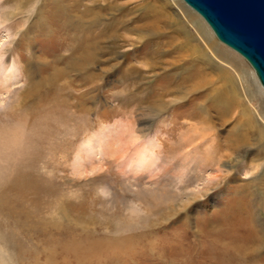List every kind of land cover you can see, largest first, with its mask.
I'll list each match as a JSON object with an SVG mask.
<instances>
[{"label":"rangeland","instance_id":"1","mask_svg":"<svg viewBox=\"0 0 264 264\" xmlns=\"http://www.w3.org/2000/svg\"><path fill=\"white\" fill-rule=\"evenodd\" d=\"M109 1L0 0V169L18 159L28 184L5 186L19 225L0 215V264H230L218 248L264 232V134L223 173L200 170L191 145L177 147L189 132L176 122L193 121L180 115L208 104L207 86L187 91L201 64L191 47H209L213 86L220 66L211 41L235 55L263 118L264 90L182 0ZM99 29L127 40L88 47L85 60L82 37ZM212 120L224 139L231 123ZM13 131L19 154L8 144Z\"/></svg>","mask_w":264,"mask_h":264},{"label":"bare ground","instance_id":"2","mask_svg":"<svg viewBox=\"0 0 264 264\" xmlns=\"http://www.w3.org/2000/svg\"><path fill=\"white\" fill-rule=\"evenodd\" d=\"M73 2L74 1H72V3L69 6L71 9L75 8L78 5V1L74 3ZM105 2L107 6L115 5V3L113 5V2H110L109 0H105ZM86 10L91 11L90 6H86ZM182 10L184 14H186L188 17L192 18L193 20L201 22L199 18H197L196 15L193 14L191 11L185 8ZM182 21H184V23L185 22L187 23L186 20H181V22ZM146 26H147V22L144 21L136 28L138 32L136 41L143 35V32L146 31ZM187 27L190 29V26L187 25ZM110 38L114 40L122 39L123 41H125L127 40V35L125 36L122 34H115L113 32L107 34L106 31L102 29L101 30L99 29V31L97 32L93 31V33H89V34L86 33L82 37L83 47L87 51V54L84 52L86 56L82 55L83 58L85 60L90 59V52L88 50V47L91 48V46L94 45L97 46L100 42L106 41L107 39ZM211 43L214 49L216 50L214 51L215 53H213L212 51L211 54L216 58L217 62L219 63L218 65L220 66L217 70L220 85L213 86L210 73L206 71L208 70L207 65L211 63L209 61L211 60V58L209 57L210 55H208V52L206 51V49L209 50V47L205 43H204L205 44L204 47L203 46L198 47L197 45L192 46L191 50L195 54L194 56L195 59L198 60L202 65L201 64L195 65L193 67V71H191L192 73L188 76V78H186L187 80L191 81L189 88H187V91L189 89L195 90L207 86V92L203 95V98L208 100V104L196 108H191L189 112L185 113L184 115H180V118H184V119L188 118V119H192L193 121L176 122L175 125H178L177 126L178 128H187L188 130L187 132H189L188 134L182 132L178 134L179 138H183V140L177 143V147L186 148L187 146L191 145L190 150H193L195 154V158H193L191 162L199 166L200 170L210 169L216 172L223 173V169L221 168L222 164H225L227 170H232L236 164L240 163L241 160L246 157L245 152L247 151V149H249L251 141L255 137V135L256 134L262 135V133L264 134V118L262 116L263 114L261 115L258 109L256 108L255 100L250 94L249 87L246 84V80L244 79V74L239 69L240 67L237 68L234 65V64L237 65L241 64V62L235 57V55L223 49L222 47H219L213 40L211 41ZM239 83H241L243 87V92H241L239 89L238 86ZM168 93H170V90L167 86L159 92V96H160L159 99H161L163 95H166ZM178 99H180V97H177L175 100ZM45 101L46 99H44L43 103H39L38 107L39 108L42 107ZM170 102L172 101H169L168 103ZM204 102L206 101L204 100ZM198 105H202V104H198ZM212 117L217 119L220 125L225 124L226 122L231 123V126L227 130L228 134L226 137H224V139H218L215 137L214 134L215 122L212 120ZM11 133H13V135H9L8 138L10 137L12 139L8 144L12 148H14L13 150H16V152L19 154V150L15 147L14 145L15 142H13V140L14 141L17 140L16 138H18L17 136H19L18 134L19 132L17 133L16 131L15 132L13 131ZM5 147H3L4 153H10L5 150L7 148ZM163 149L164 150H162V146H161L160 152H164L166 150L164 147ZM140 152L144 154L146 152L145 147H143ZM149 154H147L146 156H148ZM144 155L143 157L141 155L140 157L142 158L139 160L144 161L143 160ZM196 155L198 156L196 157ZM256 155L257 154H254V156ZM17 161L18 159L10 163V165L6 164L4 168L0 169V215H2L6 220H10V223H12L13 225V226L11 225L12 226L11 228H13L14 230L19 225V221L17 220L18 206L16 205V200L14 198L15 196L11 198V196L8 195L6 193L7 191L5 190L8 188H12L16 191L19 190V187L22 188L28 186V184L25 182L27 178L23 176L21 171L19 170V163ZM260 164L249 165L250 169L249 168L248 169L254 171L260 166ZM23 177H25L24 180ZM25 189H30V188H24V190ZM5 237H6L5 235H2V239ZM226 243L227 245L225 247L218 248L220 253L223 254L224 257L227 256L226 262L228 259L230 261V262L228 261V263L230 264H238L240 262L256 264L258 261L257 258L258 254L260 252L259 250L264 248V232L254 231L253 234L251 235L246 234V236L241 237V239L239 238H235L234 240L230 239ZM78 249H83V248H78ZM221 254L219 256H221Z\"/></svg>","mask_w":264,"mask_h":264},{"label":"water","instance_id":"3","mask_svg":"<svg viewBox=\"0 0 264 264\" xmlns=\"http://www.w3.org/2000/svg\"><path fill=\"white\" fill-rule=\"evenodd\" d=\"M216 39L253 69L264 89V0H182Z\"/></svg>","mask_w":264,"mask_h":264}]
</instances>
